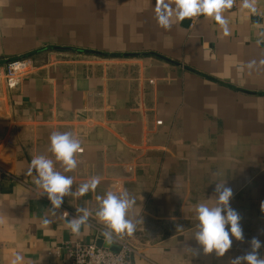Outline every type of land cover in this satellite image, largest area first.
<instances>
[{
  "label": "crops",
  "instance_id": "crops-1",
  "mask_svg": "<svg viewBox=\"0 0 264 264\" xmlns=\"http://www.w3.org/2000/svg\"><path fill=\"white\" fill-rule=\"evenodd\" d=\"M155 3L0 0V69L20 56L33 61L15 88L0 78V264L16 253L24 264L67 262L54 250L94 241L91 224L104 227L96 196L107 191L135 197L128 215L143 223L123 234L134 264H229L253 237L264 243V0L256 13L242 2L224 10L228 35L204 15L162 28ZM53 131L81 141L78 166L65 173L73 190L101 177L95 192L65 196L56 216L26 174L34 156L54 159ZM223 181L245 239L223 258L192 257L195 206ZM78 207L93 215L73 234L60 215L72 219Z\"/></svg>",
  "mask_w": 264,
  "mask_h": 264
},
{
  "label": "clouds",
  "instance_id": "clouds-1",
  "mask_svg": "<svg viewBox=\"0 0 264 264\" xmlns=\"http://www.w3.org/2000/svg\"><path fill=\"white\" fill-rule=\"evenodd\" d=\"M233 4L234 0H156L154 11L158 25L165 29L170 28L174 20L181 22L185 18L204 15L214 19L224 34L228 35L229 22L222 13L225 9L232 8ZM242 7L252 13L257 12L255 0H242ZM48 151L54 159L44 154L34 156L26 174L33 176L39 197L47 196L51 203L48 211L56 216L65 196L81 197L90 191L95 192L101 183V177L93 176L73 190L74 178L65 173L76 170L78 160L75 154L82 152L83 148L81 141L70 131H53ZM57 163L62 171L57 169ZM214 192L215 195L207 202H200L195 206L197 223L192 239L196 246H188L192 257L214 254L217 258H223L231 249L233 239H245L242 216L230 205L232 188L227 186L226 181L215 182ZM96 201L94 216L104 225L102 236L108 242L125 233L131 235L137 225L143 223V220L130 218L128 215L136 200L127 190L119 193L107 191L104 195H97ZM261 210L264 211V203L261 204ZM76 212L77 215L72 219H67V212L60 215L66 219L67 228L73 234H79L82 226H88L89 218L93 215V211L86 207H78ZM43 223L49 224L51 221L45 218ZM248 243L249 248L242 255L230 258L229 264H264V256L259 251L264 243L258 237H253ZM24 259L22 254L16 253L11 264H24Z\"/></svg>",
  "mask_w": 264,
  "mask_h": 264
},
{
  "label": "built area",
  "instance_id": "built-area-1",
  "mask_svg": "<svg viewBox=\"0 0 264 264\" xmlns=\"http://www.w3.org/2000/svg\"><path fill=\"white\" fill-rule=\"evenodd\" d=\"M242 0H234L232 8L225 10L236 9ZM199 16L189 18V25L192 26L194 21L198 19ZM33 67L32 58L29 56H20L16 58L9 59L5 62L2 69H0V78L3 79L6 87L8 89L15 88L21 80V77L28 74L29 70ZM158 124L161 123L160 120L156 121ZM47 199V196H42ZM49 201V200H48ZM67 212L68 215L73 214V212L63 209L62 213ZM89 224H91L89 222ZM95 230V239L102 236V232L105 227L95 226L91 224ZM95 239L91 243L80 242V241H68L62 246H58L55 250V254H59L64 251L67 256V262L62 264H134L135 257L138 254L135 246L131 243L130 239L124 235L119 237H114L111 245H114L117 249L111 250L108 247L96 246ZM106 241V240H105Z\"/></svg>",
  "mask_w": 264,
  "mask_h": 264
},
{
  "label": "water",
  "instance_id": "water-1",
  "mask_svg": "<svg viewBox=\"0 0 264 264\" xmlns=\"http://www.w3.org/2000/svg\"><path fill=\"white\" fill-rule=\"evenodd\" d=\"M188 21L190 22L189 18H188ZM94 243H95L96 246L108 247V248H110L111 250H114V251L117 249L114 245L109 244L107 241L103 240V238L100 237V236L95 239Z\"/></svg>",
  "mask_w": 264,
  "mask_h": 264
}]
</instances>
